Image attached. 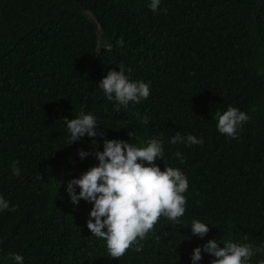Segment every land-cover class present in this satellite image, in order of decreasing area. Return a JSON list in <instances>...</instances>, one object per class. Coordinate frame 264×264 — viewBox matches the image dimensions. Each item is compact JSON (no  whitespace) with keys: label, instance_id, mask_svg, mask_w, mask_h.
<instances>
[{"label":"trees","instance_id":"1","mask_svg":"<svg viewBox=\"0 0 264 264\" xmlns=\"http://www.w3.org/2000/svg\"><path fill=\"white\" fill-rule=\"evenodd\" d=\"M149 5L0 0V196L16 206L0 211V264H16L10 253L23 264H192L193 248L212 238L264 246V0ZM119 65L149 84L147 99L124 108L106 98L98 82ZM228 106L250 117L235 139L214 119ZM81 112L95 116L97 136L68 144L65 117ZM177 132L203 143L171 144ZM105 139L162 141L156 164L180 169L189 185L181 223L162 217L143 250L119 260L87 228L92 204L74 206L66 191L98 164ZM193 219L208 223L205 236L192 234ZM201 255L197 264L215 258ZM262 260L256 253L250 264Z\"/></svg>","mask_w":264,"mask_h":264},{"label":"clouds","instance_id":"2","mask_svg":"<svg viewBox=\"0 0 264 264\" xmlns=\"http://www.w3.org/2000/svg\"><path fill=\"white\" fill-rule=\"evenodd\" d=\"M159 4L160 0H150L149 7L156 12ZM122 44L123 40L118 41V45ZM125 71L123 65H119V71L110 69L98 82V86L109 101L115 100L118 106L127 108L130 102L139 103L147 99L150 86L143 81L131 80ZM214 119L221 134L235 139L238 126L250 117L228 106L223 112L217 110ZM65 121L70 133L68 144L80 140L85 134L89 137L97 136V120L90 113L81 112L78 117L71 119L65 117ZM143 122L148 123L149 118L144 116ZM133 135L129 133L130 138ZM129 141L105 139L103 151L95 152L98 164L88 168L79 178L68 181L66 188L72 205L75 206L81 199L92 204L87 228L91 235L105 242L108 256L115 260L123 257L130 248L136 252L142 251L141 241L153 231L162 217L173 225L180 224L187 205L184 195L189 186L186 175L178 168L163 167L162 170L156 164L157 159H162L164 155L163 142L151 139L144 146H136ZM180 142L189 146L197 145L203 143V138L191 134L184 137L177 132L171 137L170 143ZM78 155L83 159L88 153L79 150ZM17 165L18 162L14 161L12 174L15 176L20 175ZM75 186L79 187L78 193ZM5 210L15 211L16 206H10L0 196V211ZM188 225L192 234L198 237L205 236L210 230L208 223L198 219H193ZM247 238L245 235L244 239ZM202 252L215 257L210 260V264H250L256 253H264V246L226 240L223 247H220L217 239L212 238L202 246L193 248L192 264L202 259ZM9 257L16 264H23L24 258L18 253H10ZM259 264H264V260L259 261Z\"/></svg>","mask_w":264,"mask_h":264}]
</instances>
